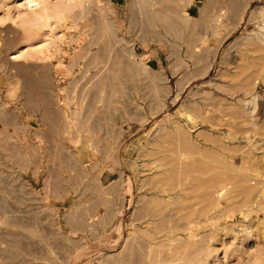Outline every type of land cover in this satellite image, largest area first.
<instances>
[{"label": "rangeland", "instance_id": "rangeland-1", "mask_svg": "<svg viewBox=\"0 0 264 264\" xmlns=\"http://www.w3.org/2000/svg\"><path fill=\"white\" fill-rule=\"evenodd\" d=\"M159 1L0 0V264H264V0Z\"/></svg>", "mask_w": 264, "mask_h": 264}, {"label": "bare ground", "instance_id": "bare-ground-1", "mask_svg": "<svg viewBox=\"0 0 264 264\" xmlns=\"http://www.w3.org/2000/svg\"><path fill=\"white\" fill-rule=\"evenodd\" d=\"M159 1V0H158ZM165 0H163V2H164ZM220 1V0H219ZM160 2V1H159ZM191 2V1H190ZM224 2V1H223ZM227 2H229V6H230V10H231V12H230V15L232 16V17H236V14H238V12H239V10H241V9H244V7L246 6V3H243L242 2V0H229V1H226V3ZM176 3H177V1H176ZM221 4V3H220ZM225 4V3H224ZM179 5V4H178ZM178 5H176V6H178ZM209 5L210 4H208L207 6L209 7ZM219 5V4H218ZM31 6H32V4H31ZM141 6V5H140ZM206 6V5H205ZM206 6V7H207ZM227 8H228V6L227 5H225ZM224 6V7H225ZM164 7V6H163ZM179 7H180V5H179ZM207 7V8H208ZM225 7V8H226ZM171 8H173V7H171ZM205 8V7H204ZM204 8H203V10H204ZM223 9V8H222ZM221 9V10H222ZM209 10V9H208ZM167 11H169V10H167ZM181 12V11H180ZM203 12V11H202ZM80 13V12H79ZM207 13V12H206ZM225 13V12H224ZM163 14H165V13H163ZM162 14V15H163ZM174 14H176L175 12H174ZM209 14V13H208ZM217 14H219V13H217ZM63 15V14H62ZM161 15V14H160ZM166 15V14H165ZM177 15V14H176ZM180 15V14H179ZM204 15V14H203ZM220 15V14H219ZM218 15V16H219ZM183 16V15H182ZM157 17V16H156ZM163 17V16H162ZM165 17V16H164ZM168 18V17H167ZM206 19V18H205ZM231 19V18H230ZM232 20H233V18H232ZM166 22V21H165ZM182 23V22H181ZM165 24V23H164ZM169 25V27L172 25V29H174V30H176V32H177V30H178V23H177V21L175 22V20H173V22H172V24H171V22L169 21L168 23H166V25ZM193 24V23H192ZM191 24V25H192ZM199 24H201V23H199ZM234 24V23H233ZM165 25V26H166ZM190 25V24H189ZM196 25H198V24H196ZM202 25V24H201ZM99 26V25H98ZM105 26V25H104ZM106 26H108V25H106ZM100 27V26H99ZM198 27H199V25H198ZM171 28V27H170ZM192 29H193V25H192V27H191ZM202 28H203V26H202ZM201 27H200V29H202ZM191 29V30H192ZM106 30V29H105ZM171 30V29H170ZM180 30V29H179ZM178 30V31H179ZM190 30V29H189ZM192 32V31H191ZM191 32H189L190 34H191ZM180 33V32H179ZM177 34V33H176ZM190 34L187 36L188 38H189V40L191 39V37H189L190 36ZM194 34V33H193ZM198 34V33H197ZM200 34H202V33H200ZM199 34V35H200ZM176 36H178V35H176ZM179 36H180V34H179ZM201 36H204L203 34L201 35ZM186 37V39H188ZM194 38H196V37H194ZM198 39V38H197ZM201 40V39H200ZM192 41V40H191ZM199 41V40H198ZM260 41V40H259ZM261 42V41H260ZM251 43V42H250ZM254 44H255V42H254ZM254 46V45H253ZM259 49V48H258ZM259 51V50H258ZM255 52V51H254ZM189 55V54H188ZM178 56V55H177ZM202 58H203V56H202ZM260 60H261V58H260ZM118 61V60H117ZM204 62V61H203ZM264 62V61H263ZM115 63V62H114ZM119 62H117V64H118ZM122 64H123V61H122ZM119 65H121V63H119ZM113 66V65H112ZM122 66V65H121ZM124 66V65H123ZM115 67H116V65H115ZM262 67V66H261ZM115 69V68H114ZM117 69H119V68H117ZM116 69V70H117ZM115 70V71H116ZM114 71V75H116V74H118V73H116ZM119 71V70H118ZM121 72H123V71H121ZM257 72V71H256ZM263 73H264V68H262L261 70H259L258 71V73H256L257 74V79H259V80H263L264 78V75H263ZM127 74H128V72H127ZM117 76H115V78H116ZM152 77V76H151ZM154 77V76H153ZM159 77V76H158ZM251 77V76H250ZM109 81L111 80V79H108ZM133 80V79H132ZM154 81H155V79H154ZM152 83V82H151ZM34 85V84H33ZM107 85H109V86H111V84H107ZM122 85V84H121ZM110 88H112V87H110ZM121 89V88H120ZM159 89V88H158ZM121 90H123V89H121ZM154 90H155V92H156V88H154ZM110 92H111V89H110ZM94 95V94H93ZM154 97V96H153ZM107 111V110H106ZM106 115H107V113H106ZM108 116V115H107ZM204 167V166H203ZM205 168V167H204ZM204 168H202L203 170H204ZM177 170V169H176ZM192 170V169H191ZM195 170V169H194ZM202 170V171H203ZM200 171V170H199ZM205 171V170H204ZM209 171V170H208ZM184 172V171H183ZM186 172H187V170H186ZM185 172V173H186ZM192 172H194V171H192ZM180 172H178V174H179ZM188 173V172H187ZM190 173V172H189ZM198 173V172H197ZM203 173V172H202ZM175 174V173H174ZM182 174V173H181ZM172 176V175H171ZM174 176H176V174L174 175ZM173 176V177H174ZM185 176V175H184ZM187 177V176H186ZM215 177V176H214ZM217 177V176H216ZM231 179V178H230ZM179 180V179H178ZM203 181V180H202ZM220 181V180H219ZM223 182V181H222ZM215 184V183H214ZM209 185V184H208ZM212 186V185H211ZM218 186V185H217ZM215 188V187H214ZM253 188V187H252ZM174 189V188H173ZM247 190V189H246ZM249 190H250V188H249ZM251 192V191H250ZM246 193V192H245ZM248 196V195H247ZM246 197V196H245ZM152 203H153V201H152ZM149 206V205H148ZM154 209V208H153ZM149 210V209H148ZM162 210H164V209H162ZM153 211V210H152ZM158 212V211H157ZM163 212V211H162ZM173 215V214H172ZM169 216V215H168ZM167 216V217H168ZM179 220V219H178ZM175 224V223H174ZM132 246V245H131ZM175 251V250H174ZM177 252H178V250H177ZM152 258V257H151ZM144 260V259H143ZM136 261V260H135Z\"/></svg>", "mask_w": 264, "mask_h": 264}]
</instances>
